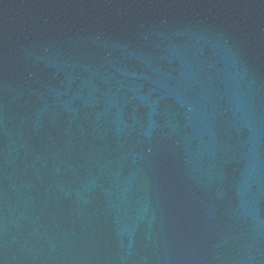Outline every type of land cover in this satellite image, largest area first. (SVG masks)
I'll return each mask as SVG.
<instances>
[{
    "label": "water",
    "instance_id": "water-1",
    "mask_svg": "<svg viewBox=\"0 0 264 264\" xmlns=\"http://www.w3.org/2000/svg\"><path fill=\"white\" fill-rule=\"evenodd\" d=\"M0 264H264V0H0Z\"/></svg>",
    "mask_w": 264,
    "mask_h": 264
}]
</instances>
